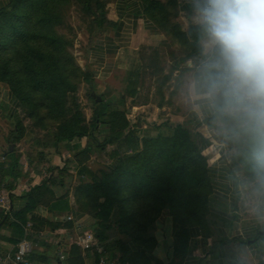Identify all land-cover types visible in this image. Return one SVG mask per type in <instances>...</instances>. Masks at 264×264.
I'll return each mask as SVG.
<instances>
[{
    "label": "trees",
    "instance_id": "trees-1",
    "mask_svg": "<svg viewBox=\"0 0 264 264\" xmlns=\"http://www.w3.org/2000/svg\"><path fill=\"white\" fill-rule=\"evenodd\" d=\"M65 1L0 0V84L8 88L15 107H22L35 126L43 130L47 129L48 123L53 126L51 141H38L36 144L48 145L60 155L59 146L62 143L85 140L84 146L72 158L78 167L80 181L74 197L80 211L92 218L94 237L101 246L100 252L93 250L95 264H98L101 256L105 260H112L113 247L118 246L123 254L127 251L122 239H115L111 244L107 241L109 235L106 232L109 230L117 229L137 243L140 240L154 241L153 237L149 240L148 234L163 210L171 219L175 253L186 250L190 228L204 227L206 224L211 193L207 158L194 142L190 131L181 124L169 120L157 125L153 123L156 131L141 135L139 139L136 137L139 126L131 125L126 109L120 106L107 105L101 99L92 110L91 121L87 122L77 104L68 105L67 96L76 92L74 81L81 78L88 81L90 73L77 66L66 50L68 42L54 29L60 22V15L55 9L59 10ZM85 1L89 3L91 0ZM140 1L145 5V14L160 31L169 35L172 41L187 45L195 53L201 52L200 40L203 37L199 25H189L188 30H183L171 19L169 9L179 10V3L175 0L168 3ZM92 2V12L101 16L97 21L99 28L105 20L102 17L105 14L104 4L98 0ZM188 2L195 5V0ZM206 73L208 79V67ZM126 93L132 96L136 89L127 86ZM213 114L214 104L207 123L212 120ZM14 122L20 133L9 139L12 144L25 135V130L19 128L21 121L17 118ZM99 126L108 130V138L101 143L93 136ZM112 144H116L109 155L112 162L97 171V176L86 163L95 150ZM8 153L12 152H5ZM67 162L70 161L64 159L62 165L49 166L48 175L28 190L26 196L30 199V207L53 197V189L50 188L63 184L64 177H70L65 166ZM14 167L10 166V170L16 177ZM82 177H87L88 181ZM1 180L2 177L0 183ZM9 185L6 191L10 192ZM53 203L60 204L61 201ZM11 213L8 210L0 215V228L4 225L8 227L11 231L10 242L16 243L23 237L20 223L25 221L23 216L26 210L13 216L15 221H9ZM42 223L51 228L58 226L56 222ZM64 225L71 226L70 223ZM73 248L71 253L75 252ZM122 259L119 257L120 263ZM68 264L82 263L75 258L72 261L68 259Z\"/></svg>",
    "mask_w": 264,
    "mask_h": 264
},
{
    "label": "crops",
    "instance_id": "crops-1",
    "mask_svg": "<svg viewBox=\"0 0 264 264\" xmlns=\"http://www.w3.org/2000/svg\"><path fill=\"white\" fill-rule=\"evenodd\" d=\"M144 9L145 5L140 0H111L108 3L105 23L103 22L97 29L96 37L83 42L81 55L78 57V64L90 73V83L98 85L106 81L112 73L118 55L136 43L158 38L159 44L163 47L173 44L171 37L160 31L149 20ZM180 13L186 20H190V25H198L197 21L193 22V16L196 15L194 4L184 1L180 5ZM182 29L186 30L184 27ZM200 47L202 56L190 71L192 87L189 101L186 103L187 107L177 116L169 117V121L186 127L198 148L209 160L207 170L211 193L207 203L206 224L204 227L190 228L186 250L177 253L174 250L172 223L167 211L161 212L153 223L154 228L152 227L148 234L149 240L153 237L154 241L140 240L137 243L117 229L109 230L106 232L109 235L107 241L110 243L115 239H122L127 248L123 254L118 246L113 247L114 257L112 260L106 259L112 264H264V233H260L264 230V219L258 216H243L236 210V205L240 201L239 182L224 160L222 146L211 137L209 132L207 120L213 113V98L205 95L206 69L211 63L213 53L205 48L203 39L200 40ZM1 97V106L10 107L9 116L16 120L17 108L8 88L3 84H0ZM31 139L32 136H23L12 144L8 143L9 139L3 137V142L5 141L9 147L18 144L21 140L27 144ZM75 141L81 145H76ZM36 142L33 145L36 148L34 155L25 152L20 156L22 150L17 149V145L12 153H0L2 162L10 163L5 166L7 171L0 169V177H2L0 191L6 192V186L11 185L10 192L7 191L9 210L12 212L9 221H15L13 216H18L26 210L23 216L25 221L20 224L24 232L22 239L27 240L31 246V251L25 256L27 264H68V259L72 261L75 258H78L82 264H95L92 246L79 240L86 232L93 235L94 233L92 218L80 211L74 197V191L80 183L76 173L78 167L74 163L70 162L74 164V168L76 167L73 168L74 172L69 170L70 168L67 170L70 177L67 179L64 177L63 184L49 187L53 189V197L37 202L35 207H30V199L26 196L28 190L46 176L45 170L49 166L62 165L64 159L72 161L69 156L70 151L80 150L85 140L62 143L59 146L60 155L53 153L51 150L53 148L48 145L44 146ZM44 147L50 149L52 154L48 151L44 154ZM65 154H67L66 158H64ZM90 157L86 164L88 168ZM45 164L49 166L45 168ZM10 166H15L13 170L16 177L11 174ZM82 178L88 180L87 177ZM57 200L61 203H53ZM56 217L69 219L58 220ZM28 222L32 223V227L26 232L25 225ZM42 222H56L58 226L51 228ZM64 223H70L71 226H65ZM10 236V229L5 225L2 226L0 264H15L9 258H14L16 245L22 239L14 243L10 242ZM72 248L75 249V254L71 253ZM60 254L63 255V259H59ZM119 257L123 258L122 263L119 262Z\"/></svg>",
    "mask_w": 264,
    "mask_h": 264
},
{
    "label": "rangeland",
    "instance_id": "rangeland-1",
    "mask_svg": "<svg viewBox=\"0 0 264 264\" xmlns=\"http://www.w3.org/2000/svg\"><path fill=\"white\" fill-rule=\"evenodd\" d=\"M98 1L104 4L106 14V7L111 0ZM158 1L168 3L171 0ZM175 1L181 5L184 1L189 0ZM93 9L92 0L89 3L85 0H66L60 5L59 10L55 9L60 15V22L54 29L68 42L66 50L72 55L77 66L84 71L85 69L78 64V57L81 55L83 42H88L97 36V21L101 17L93 13ZM105 14L102 15L104 19ZM169 14L172 16V21L180 25L181 29L184 27L188 30L190 20L184 18V15L180 13V9L170 8ZM190 16H192V13ZM193 22H196V15L193 16ZM158 40V38L153 39V41L150 39L123 50L116 58L110 77L98 85L90 83L91 80L86 81L85 78L74 81L76 92L74 95L69 94L67 96L68 105L74 106V104H77L85 120L90 122L95 104L102 99L107 105L120 106L126 109L127 118H129L131 125L137 124L140 128V131L136 134L139 139L141 135L155 132L153 123L156 125L161 124L164 120H169V117L177 116L187 107L186 103L189 101L192 87V74L190 71L195 62L202 56L200 55L201 52L195 53L187 48V45H180L174 41L173 44L163 47ZM127 86H133L136 93L132 96L126 93ZM93 91L96 96L100 97L98 102H96L95 96H91ZM1 99L2 97L0 98L2 102ZM213 104L214 114L212 120L208 123L209 132L211 137L222 146L224 160L239 182L240 201L236 205V210L243 216H258L260 219H264V190L259 189L252 172L249 160V139L240 131L237 121L220 110L222 102L219 99L213 98ZM9 109L10 107L4 108L0 104V146L2 150L4 149V152L1 150L0 153L8 151L7 144L5 141L3 142V137L13 139L20 133L14 118L9 116ZM17 117L21 121L19 128L25 130L24 136H32L33 139L28 141L27 144L21 140L16 144L18 147L13 145L11 152L14 151V147H17V149L22 150V153H19L20 156L25 152L34 155V150H36L33 147L34 142L51 141L54 128L51 123H48L46 130H43L40 126H35L33 119L29 118L22 107L19 106ZM107 133L106 127L99 126L94 130L93 136L101 143L108 138ZM75 144L81 145L78 141H75ZM94 147L93 149H95ZM46 148H43L44 154L47 151L49 154L55 152L54 149H51V152L50 149ZM115 148L116 144L106 145L102 150H95L91 153L88 162L90 171L96 173L103 169L106 164H111L112 159L109 155L111 156ZM75 152L76 150L74 152L70 151V154L67 152V154L73 158ZM67 154L64 155V158ZM208 161L207 159V163ZM70 162L74 163L75 161ZM70 162H67L65 166L74 172L75 163L71 164ZM8 164L10 165L8 161L4 163L0 159V169L3 171H7L5 166ZM48 166V164L44 165L45 168ZM96 175L99 176L97 173Z\"/></svg>",
    "mask_w": 264,
    "mask_h": 264
},
{
    "label": "clouds",
    "instance_id": "clouds-1",
    "mask_svg": "<svg viewBox=\"0 0 264 264\" xmlns=\"http://www.w3.org/2000/svg\"><path fill=\"white\" fill-rule=\"evenodd\" d=\"M204 46L213 53L205 95L222 102L249 139L264 190V0H195Z\"/></svg>",
    "mask_w": 264,
    "mask_h": 264
},
{
    "label": "built area",
    "instance_id": "built-area-1",
    "mask_svg": "<svg viewBox=\"0 0 264 264\" xmlns=\"http://www.w3.org/2000/svg\"><path fill=\"white\" fill-rule=\"evenodd\" d=\"M9 210V197L8 193L4 191H0V215L5 214ZM58 220L63 219H69L66 218H57ZM32 227V223L28 222L25 225L26 232L30 231V228ZM79 240H82L84 243L89 244V246H92L93 250H97L98 252L101 251V246L96 242L95 237L92 233L86 232L83 237H81ZM17 251L14 255V258H9L13 261L15 264H27V260L25 259V256L31 251L30 243L22 239L17 245ZM59 259H63V255H59ZM98 264H112L111 262H106L105 258L101 256V258L98 261Z\"/></svg>",
    "mask_w": 264,
    "mask_h": 264
},
{
    "label": "water",
    "instance_id": "water-1",
    "mask_svg": "<svg viewBox=\"0 0 264 264\" xmlns=\"http://www.w3.org/2000/svg\"><path fill=\"white\" fill-rule=\"evenodd\" d=\"M91 96H92V97H94V96L96 97V98H95L96 102H98V101L100 100V97H99V96H96L93 92H91ZM12 147H13V145H9V147H8V151H9V152L12 150ZM260 233H264V230L261 231Z\"/></svg>",
    "mask_w": 264,
    "mask_h": 264
}]
</instances>
